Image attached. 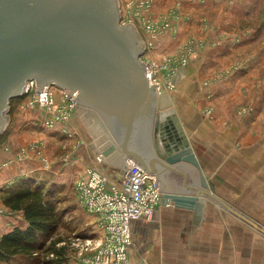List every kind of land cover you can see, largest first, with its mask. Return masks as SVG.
Returning <instances> with one entry per match:
<instances>
[{"label":"water","instance_id":"obj_1","mask_svg":"<svg viewBox=\"0 0 264 264\" xmlns=\"http://www.w3.org/2000/svg\"><path fill=\"white\" fill-rule=\"evenodd\" d=\"M142 33L121 23L119 0H0V136L9 125L10 101L25 96L30 82L40 93L46 86L64 90L77 99L75 114L88 128L91 150L107 162L120 158L122 173L133 160L156 174L163 204L194 209L180 241L206 253L189 240L205 222L203 199L229 208L186 141L164 154L155 143L154 152L151 134L159 130L171 94L148 77Z\"/></svg>","mask_w":264,"mask_h":264},{"label":"rangeland","instance_id":"obj_2","mask_svg":"<svg viewBox=\"0 0 264 264\" xmlns=\"http://www.w3.org/2000/svg\"><path fill=\"white\" fill-rule=\"evenodd\" d=\"M239 1L244 2L119 0V4L124 21L135 16L139 21L137 26L142 25L146 50L141 60L148 63L157 82L170 92L182 95L185 91L183 84L188 79L187 71L194 68L192 74L197 76L199 89L203 91L200 99L206 100L201 111L212 122L220 119L215 117V102L223 99L222 92L227 90V96L238 92L243 102L237 106L233 116L239 118L243 113L248 131L254 129L250 135L256 137V130H259L256 128V107H264V100L256 102L259 81H264V0H248L244 6L239 5ZM210 2L216 8L222 5L235 9L233 6L236 4L247 10L241 18L224 22L217 19L218 10L209 7ZM221 12L223 15L226 13L222 8ZM217 49L222 51L218 53ZM257 61H260L259 65H256ZM56 90H51L55 105L50 108L31 105L34 91L10 101L8 129L0 136V152L5 154L0 161V179L7 176L4 182H0V217H13L16 212L3 204L5 192L29 178L33 184L42 185L43 192L53 193L57 211L61 213L59 226L50 238L43 240L44 247L38 253L16 255L0 264H77L79 260H89L100 250H106L103 232L94 228L93 218L77 198L76 183L81 174L75 172L74 179L67 181L43 177L44 173L53 171V167L63 165L64 161H68L69 172L77 168L75 151L82 128L73 121L75 114L71 115L69 102ZM62 114L67 118L64 119ZM47 121L58 126L53 129L45 127ZM225 121L223 119L221 123ZM62 126L71 134L59 131ZM15 136L19 138L16 145L9 142V138ZM21 141L23 143L20 144ZM12 171L17 174L11 176ZM57 173L62 175L67 171ZM50 247L56 250L64 248V258L48 253L46 250ZM127 258L130 260L129 250Z\"/></svg>","mask_w":264,"mask_h":264},{"label":"crops","instance_id":"obj_3","mask_svg":"<svg viewBox=\"0 0 264 264\" xmlns=\"http://www.w3.org/2000/svg\"><path fill=\"white\" fill-rule=\"evenodd\" d=\"M247 1L238 3L244 6ZM211 2L209 7H214ZM230 7H214L218 10L217 19L224 22L237 20L247 10L239 8L236 4L233 6L235 9ZM221 8L226 12L224 15ZM260 61H257L256 65H259ZM193 70L194 68H190L187 71L188 79L186 84H183L185 91L182 95L167 90L171 94V103L162 111L164 117L160 121L159 130L151 134L152 147L156 155L155 143L163 154L176 152L180 143L186 141L194 149L203 174L211 178L216 187L219 194H216L217 197L230 210L214 204L208 198L203 199L205 222L195 236H189V240L204 247L206 253L193 252L181 244L180 236L185 223L194 218V209L177 208L167 200L156 210L153 220L132 222V244L129 247L131 263L264 264V232L259 231L264 230V107H256V128H259L256 130V137L250 135L254 129L250 128L248 131L249 126L246 125V116L243 113V118L233 116L237 106L243 102V97L241 98L238 92L227 96L229 92L223 91V99L215 102V117L220 119L209 121L201 111V106L205 105L206 100L203 102L200 99L203 91L199 89V80L192 74ZM259 86L256 102L264 100V81H259ZM223 119L226 120L224 124L221 123ZM73 121L82 128L75 151L76 170L69 172V164L64 161V166L58 165L55 169L53 167V171L44 173L43 177H52L54 181H67L74 179L75 172L82 174L85 168L96 167L108 177L110 183L120 184L123 174L117 165L120 158L107 162L97 150H91L88 128L76 114ZM248 132L249 134L245 135ZM18 139L17 136L11 137L9 142L16 145L15 141ZM22 141L19 143H23ZM4 156L5 154L0 152V161ZM61 170L67 173L59 175L57 172ZM16 174L17 172L12 171L11 176ZM6 178H1L0 182H4ZM234 213L253 220L259 230ZM12 216L0 217V238L15 228L27 227L22 213L15 212ZM93 225L97 229L94 222Z\"/></svg>","mask_w":264,"mask_h":264},{"label":"built area","instance_id":"obj_4","mask_svg":"<svg viewBox=\"0 0 264 264\" xmlns=\"http://www.w3.org/2000/svg\"><path fill=\"white\" fill-rule=\"evenodd\" d=\"M137 22L139 21L135 16L129 21H124L121 17L122 24L130 23L137 26ZM138 28L143 32L142 25L139 24ZM145 34L147 35V30ZM145 50L146 47L144 52ZM146 69L150 81L156 86H161L152 76L149 65ZM52 88L62 92L64 100L70 104L71 115L75 114L77 99L74 96L69 98L64 90L55 86H46L45 91L40 93L36 91L34 82H30L26 94L34 91L31 105L36 104L40 108H50L55 105ZM71 115H68V118ZM66 118L64 116V119ZM44 125L50 129L58 126L57 123L50 124L48 121ZM58 130H62L66 135L71 134L64 126ZM76 194L81 207L90 214L94 224L97 225V230H101L106 239L104 252L100 250L93 258L79 260L77 264H131L127 253L132 244V222L153 220L156 210L163 204L164 193L157 177L144 171L133 160H127V168L122 174L120 184L110 183L108 177L98 168L87 167L84 174L77 178Z\"/></svg>","mask_w":264,"mask_h":264},{"label":"trees","instance_id":"obj_5","mask_svg":"<svg viewBox=\"0 0 264 264\" xmlns=\"http://www.w3.org/2000/svg\"><path fill=\"white\" fill-rule=\"evenodd\" d=\"M28 179L21 181L16 188L6 191L3 197L6 207L22 212L27 227L15 228L0 238V262L16 255L31 256L38 253L44 247L43 240L50 238L59 226L61 213L57 211V201L53 193L43 192L42 185L33 184L32 179ZM63 249L50 247L46 251L63 259Z\"/></svg>","mask_w":264,"mask_h":264},{"label":"bare ground","instance_id":"obj_6","mask_svg":"<svg viewBox=\"0 0 264 264\" xmlns=\"http://www.w3.org/2000/svg\"><path fill=\"white\" fill-rule=\"evenodd\" d=\"M144 63V66H145V68H148V63L146 64L145 62H143ZM147 70V69H146ZM147 73H148V71H147ZM155 85V84H154ZM52 89H54V88H52ZM169 90V89H168Z\"/></svg>","mask_w":264,"mask_h":264}]
</instances>
